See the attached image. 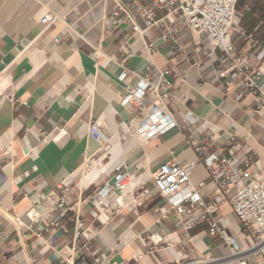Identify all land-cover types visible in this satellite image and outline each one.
I'll return each instance as SVG.
<instances>
[{
	"label": "crops",
	"instance_id": "obj_1",
	"mask_svg": "<svg viewBox=\"0 0 264 264\" xmlns=\"http://www.w3.org/2000/svg\"><path fill=\"white\" fill-rule=\"evenodd\" d=\"M116 4L126 7L129 18L113 17ZM235 13L232 51L254 62L264 90V55L254 61L264 48V0H238ZM46 15L54 22L42 24ZM113 19L118 25L107 27ZM164 24L176 34V43L161 36L163 24L145 30L129 0H0V264H76L77 257L86 264L104 258L120 264L133 263L137 255L142 256L139 264H177V258L229 255L218 237L208 236L207 223L184 232L173 212L161 214L168 205L153 177L175 160L194 166L192 185L207 184L210 170L201 157L221 150L235 159L251 148L248 166L241 169L246 179L264 181V114L255 112L253 95L239 98L238 82L227 85L219 51L176 28L172 18ZM147 67L168 73L161 87L176 125L141 141L127 126L142 113L120 108L118 100L125 85H134ZM123 72L127 76L121 83L117 77ZM149 104L143 101L144 107ZM189 115L198 119L191 127L184 125ZM93 123L99 126V141L88 135ZM192 132L204 147L201 155L188 140ZM98 156L102 169L82 183L76 174L88 158ZM128 166L135 177L131 184L140 186L107 197V208L96 213L94 186L110 182L119 167ZM69 181L63 193L59 187ZM61 196L77 204L78 219L91 232L86 241L72 242L77 232L73 213L48 211ZM213 217L239 248L247 247V232L228 204ZM151 236L161 239L153 255L141 243ZM246 263L254 264L252 259Z\"/></svg>",
	"mask_w": 264,
	"mask_h": 264
},
{
	"label": "built area",
	"instance_id": "obj_2",
	"mask_svg": "<svg viewBox=\"0 0 264 264\" xmlns=\"http://www.w3.org/2000/svg\"><path fill=\"white\" fill-rule=\"evenodd\" d=\"M134 7L135 13L142 20L145 30L164 25L161 36L176 43V34L165 26V20L172 18L175 27L185 29L197 38L203 39L211 50L221 53V60L226 64L228 78L227 85L238 82L241 85L239 98L244 94L253 95L255 98V112L264 114V90L259 86L262 81L261 73L254 67V62L243 60L232 51L231 31L237 23L235 8L238 0H129ZM161 11L163 16L156 19L155 12ZM125 14L129 18L127 9L121 4H116L112 12L114 18L119 14ZM55 17L46 15L42 24L54 22ZM118 25L113 19L109 26ZM134 30L137 31L136 27ZM144 30V31H145ZM141 32V36L144 35ZM152 53L153 50L147 49ZM264 55V48L254 58L260 60ZM167 72H161L150 67L146 68V74L137 79L134 85H125V93L120 96L118 106L125 110L134 109L141 115H135L128 123L131 134L141 141H148L153 137L160 136L175 127L173 106H166L165 100H170L169 95L163 91L161 84ZM127 73L123 72L117 80L124 83ZM145 99L150 100L147 107L143 106ZM144 112V113H143ZM198 119L187 116L184 125L191 127ZM88 135L96 141L100 140L99 126L91 124L87 127ZM201 132V131H200ZM142 135V137H141ZM196 132H192L188 140L198 155L204 151V147L196 142ZM232 140V138H231ZM253 153L251 148L244 149L235 159L219 153H211L207 157H201L199 162L210 170L209 183H201L194 186L190 180V172L193 165L181 164L175 160L162 165L153 182L157 194L165 199L168 209H161V214L173 212L177 217L178 226L188 232L194 227L207 223L208 236L218 237L222 244L228 248L227 257L212 258L209 254L198 256L185 261L177 258V264H247L246 259H252L254 264H264V181L261 178L246 179L241 166H248V155ZM130 167H119L110 182L101 187L94 186L92 205L96 213L107 208L103 201L112 194H123L140 186V183L132 185L133 176L129 173ZM71 181L62 183L59 189L65 193L70 188ZM84 187L88 188L87 185ZM207 190L202 195L203 190ZM78 203V202H77ZM228 204L233 215L239 221L241 227L247 232V247L241 249L234 239L226 234V227L222 221L213 216L223 204ZM117 209L121 207L120 201L115 200ZM77 204L70 205L61 196L51 203L49 212L67 210L73 213L71 221L75 224L77 232L73 237V243H81L88 239L89 229H83L79 221V209ZM95 213V214H96ZM161 239L146 237L141 240L143 248L153 255L154 249L160 245ZM167 251V246H166ZM142 256L137 255L133 263L139 264ZM76 264H86L81 257H77ZM93 264H116L104 258Z\"/></svg>",
	"mask_w": 264,
	"mask_h": 264
},
{
	"label": "bare ground",
	"instance_id": "obj_3",
	"mask_svg": "<svg viewBox=\"0 0 264 264\" xmlns=\"http://www.w3.org/2000/svg\"><path fill=\"white\" fill-rule=\"evenodd\" d=\"M141 137H142V135H141ZM101 157L102 156H98V157H94V158H88L85 165L76 174V175H78V178L80 177V179L82 180V183L85 182L87 177L96 176L97 174H99L100 170L102 169V167L100 165V162L102 161ZM132 180H135V177Z\"/></svg>",
	"mask_w": 264,
	"mask_h": 264
}]
</instances>
